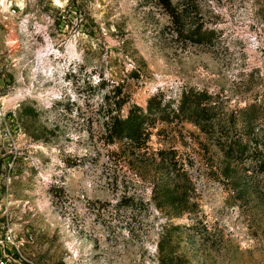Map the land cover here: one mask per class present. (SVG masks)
Wrapping results in <instances>:
<instances>
[{
  "label": "rangeland",
  "instance_id": "obj_1",
  "mask_svg": "<svg viewBox=\"0 0 264 264\" xmlns=\"http://www.w3.org/2000/svg\"><path fill=\"white\" fill-rule=\"evenodd\" d=\"M256 110L264 0H0L15 264H264V167L225 154Z\"/></svg>",
  "mask_w": 264,
  "mask_h": 264
},
{
  "label": "trees",
  "instance_id": "obj_2",
  "mask_svg": "<svg viewBox=\"0 0 264 264\" xmlns=\"http://www.w3.org/2000/svg\"><path fill=\"white\" fill-rule=\"evenodd\" d=\"M117 90V89H116ZM120 91H113L110 99H119ZM111 100V101H112ZM116 100H113L115 104ZM119 104V102H118ZM258 110L243 112L237 119H240L241 124L234 128L233 131H226V138L229 142L225 145V154L229 157L238 159L251 155L254 157L255 164L264 167V129L260 122ZM237 121V120H234ZM141 121L139 116L127 117L126 120L113 123V131L116 129V135H129L127 133H137L140 130ZM264 170V169H263Z\"/></svg>",
  "mask_w": 264,
  "mask_h": 264
},
{
  "label": "built area",
  "instance_id": "obj_3",
  "mask_svg": "<svg viewBox=\"0 0 264 264\" xmlns=\"http://www.w3.org/2000/svg\"><path fill=\"white\" fill-rule=\"evenodd\" d=\"M24 241L22 237L16 238L11 227L0 225V264H15V254Z\"/></svg>",
  "mask_w": 264,
  "mask_h": 264
}]
</instances>
